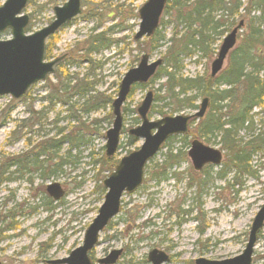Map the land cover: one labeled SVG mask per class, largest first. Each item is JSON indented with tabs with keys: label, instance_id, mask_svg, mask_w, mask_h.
I'll list each match as a JSON object with an SVG mask.
<instances>
[{
	"label": "rangeland",
	"instance_id": "rangeland-1",
	"mask_svg": "<svg viewBox=\"0 0 264 264\" xmlns=\"http://www.w3.org/2000/svg\"><path fill=\"white\" fill-rule=\"evenodd\" d=\"M4 1L0 0V5ZM66 1L28 0L24 13L30 17L31 32L48 25L54 18L53 8ZM146 1L80 0L81 14L46 41L50 56L46 61L67 55L58 75L92 83L94 92L89 96L82 99L76 94L67 105L63 103L67 100L66 95L59 98L60 102H54L50 94L54 86L58 87L59 81L52 75L32 86L18 100L0 97V154L20 158L38 142L60 138H56L59 131L62 136H70L69 140L63 141L57 155L63 160L50 157L47 167L53 170L66 162L53 176L42 179L39 173L21 172L14 182L0 188L1 264H48L66 258L81 246L84 231L102 203V182L113 171L102 164L107 158L105 134L113 122L110 105L117 95L120 81L128 70L138 65L142 55H148L150 61L163 60L172 36V25L167 23L168 17L162 15L164 24L158 29L160 36H164L162 47L152 51L153 44L145 38L134 41L139 24L138 10ZM240 21L244 26L238 33L235 47L238 46L246 31V20L236 21L216 42L215 48L218 49L223 37ZM97 35H102L104 44L105 40L112 41L111 47L102 49L97 45V52L90 51L99 41L95 38ZM8 39L9 32L0 35V40ZM214 58L207 60L198 54L186 58L181 64V74L189 78L209 75ZM164 65L163 60L160 68ZM226 66L227 60L224 68ZM260 78L264 80V69ZM151 79L135 85L121 107L119 146L115 155L110 157L114 160L118 161L142 144L141 140L127 133L140 124L136 110L148 91L153 93V104L148 113L151 120L194 114L195 110L173 113L165 109L169 104L170 110H175L165 97L167 78L161 75L153 83ZM67 83L72 86L74 81L68 80ZM88 97L97 99L98 106L94 111L84 113L81 107ZM107 98H111V103L104 102ZM202 98L198 99L197 107ZM159 112H165V115ZM212 114L210 103L203 119ZM197 124L195 121V125L189 128L188 144L197 140L205 146L222 150L218 136L202 139L191 136ZM252 130L254 136L264 130V113L259 108L252 112ZM251 131L242 130L238 139L249 141ZM81 136L82 142L79 141ZM179 139L177 137L171 143L174 148H181L184 144ZM70 141L74 146H70ZM181 150L185 152V161L167 171L165 181L158 179L165 168H156L164 159L165 148L146 165L142 186L133 194L123 195L120 212L99 235L98 245L89 253L93 264H98L96 261L112 250L119 249L122 254L115 264H150L146 256L153 249L169 256L166 264H194L200 258L221 261L241 254L251 222L264 203V149L252 156L249 174L230 168L224 150L223 166L221 163L218 167L210 166L196 172L187 157V150ZM51 183H58L65 193L56 203L45 191ZM252 263L264 264V225L253 248Z\"/></svg>",
	"mask_w": 264,
	"mask_h": 264
},
{
	"label": "trees",
	"instance_id": "trees-1",
	"mask_svg": "<svg viewBox=\"0 0 264 264\" xmlns=\"http://www.w3.org/2000/svg\"><path fill=\"white\" fill-rule=\"evenodd\" d=\"M256 13L257 16H255ZM163 15L168 17L167 23L172 25V36L163 55L165 65L157 70L151 82L153 83L161 75L167 78L165 97L175 110H170L169 104L165 106L167 107L165 109L173 113L196 110L198 99L207 97L210 100L213 114L199 120L191 136L195 135L200 139L210 135L218 136L221 149L225 152L224 157L230 161V168L238 173L249 174L252 156L264 149V130L255 136L253 135L254 130L251 131L253 110L259 108L264 113V80L260 78V72L264 69V0H167ZM239 19L246 20V31L238 46L229 54L227 66L217 77L211 78L203 74L189 78L181 74V64L186 58L190 59L198 54L199 57L211 60L216 54V42ZM163 24V19H161L160 25ZM31 29L32 26L29 24L26 32L30 33ZM95 38L99 41L95 42V45L89 49L90 51L97 52L99 48L97 45H100L102 49H109L113 44L108 40H105L104 44L101 41L102 35H97ZM146 41L153 44L151 47L153 51L162 47L161 42L164 41V36H160L157 30ZM49 57L45 46L44 59L47 60ZM62 62L55 67L53 74V77L59 81L58 87L54 86L53 94H50L51 98L54 97V102H60L59 98L66 95L67 100L63 103L67 105L69 99L76 94L83 99L94 92L92 83L87 82L86 79L59 76ZM61 77L63 79L59 80L58 78ZM68 80L74 81V84L70 86L67 83ZM104 102L111 103V98H107ZM97 106V99L95 101L94 97H88L81 109L84 113H90ZM159 113L162 116L165 115V112ZM108 117L111 118L110 114ZM194 125L195 121H192L190 128ZM242 130L251 131L252 137L249 141L241 142L238 139L239 132ZM61 132L56 134V138H60L40 141L20 158L0 154V188L14 182L21 172L39 173V177L48 179L59 171L60 166L66 162L61 163L55 170L47 166L51 156L52 159L59 157L57 155L63 141L69 140L70 136H62ZM187 135L179 137V140L184 142L181 148L186 150L189 147L186 141ZM175 138H170L163 146L166 153L162 163L156 168L165 169L160 174L159 181H165L168 178L167 171L179 167L185 161V152L171 145ZM82 139L81 136L79 141L82 142ZM70 146H74L71 141ZM116 163L117 160L106 158L102 165L112 170ZM221 165L223 166L224 163L222 162ZM100 193L103 197L105 194L103 187H100Z\"/></svg>",
	"mask_w": 264,
	"mask_h": 264
},
{
	"label": "water",
	"instance_id": "water-1",
	"mask_svg": "<svg viewBox=\"0 0 264 264\" xmlns=\"http://www.w3.org/2000/svg\"><path fill=\"white\" fill-rule=\"evenodd\" d=\"M28 0H5L0 5V35L5 31L10 39L0 40V97L9 96L13 100L23 97L28 89L54 73V67L64 57L44 61L46 40L65 24L81 14L80 0H67L62 6L53 8V20L31 34L26 33L29 16L24 13ZM167 0H147L138 10L139 24L134 41L151 37L158 29L159 21ZM243 26L239 24L227 34L218 49L216 58L210 65V76L215 77L224 67L226 59L235 47L237 34ZM162 59L150 62L148 55H142L138 65L128 70L123 76L116 98L111 103L113 122L105 134V156L112 157L118 150L122 129L121 107L127 100L132 86L147 83L154 75ZM153 103V93L148 91L137 108L140 124L128 131V135L142 141L135 151L120 158L113 171L103 180L105 190L103 201L97 215L84 231L81 246L72 250L60 260L48 264H93L89 253L98 245L99 235L120 211L121 198L124 194H133L144 181L145 166L160 151L165 142L173 136H183L189 130L192 120L201 119L207 109L208 99H202L198 111L193 115L166 116L151 120L148 113ZM187 156L194 171H201L206 165L217 166L221 163L222 153L194 140L190 143ZM47 195L55 202L64 196V190L58 183L48 184ZM264 225V203L254 216L249 228L248 240L240 255L221 261L198 259L194 264H253L252 252L258 234ZM120 250L111 251L106 257L97 260L98 264H115ZM150 264H165L169 257L156 249L147 254Z\"/></svg>",
	"mask_w": 264,
	"mask_h": 264
},
{
	"label": "flooded vegetation",
	"instance_id": "flooded-vegetation-1",
	"mask_svg": "<svg viewBox=\"0 0 264 264\" xmlns=\"http://www.w3.org/2000/svg\"><path fill=\"white\" fill-rule=\"evenodd\" d=\"M64 56H65L64 59H66V58H67V55H64ZM64 59H63V60H64ZM61 62H62V61H61ZM56 66H57V65H56ZM56 66H55V67H56ZM207 167H208V166L203 167V168L201 169V171H203V170L206 169ZM119 250L121 251V254H122V250H121V249H119ZM109 253H110V252H109ZM109 253H108V254H109ZM108 254H107V255H108ZM121 254H120V256H121ZM107 255H106V256H107ZM106 256H105V257H106ZM120 256H119V258H120ZM146 258H147V256H146ZM147 262H148V261H147ZM148 263H149V262H148Z\"/></svg>",
	"mask_w": 264,
	"mask_h": 264
}]
</instances>
